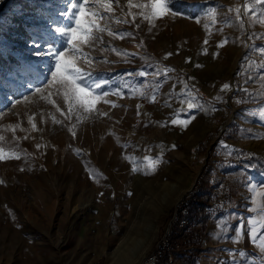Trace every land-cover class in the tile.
Masks as SVG:
<instances>
[{"label":"rangeland","instance_id":"1","mask_svg":"<svg viewBox=\"0 0 264 264\" xmlns=\"http://www.w3.org/2000/svg\"><path fill=\"white\" fill-rule=\"evenodd\" d=\"M82 3L88 26L96 25L91 36L98 39L69 45L56 32L68 23L62 12L74 8L69 0H0V148L6 157L0 160V264H106V254L96 253L104 236L110 252L124 246L127 258L149 246L145 257L163 240H169L173 254L168 230L210 161L211 170L220 171L212 181L229 192L213 198L206 226L188 243L198 249V264H264V236L252 239L264 231V170L227 176L229 165H222L231 156L214 158L230 127V148L259 154L264 162V55L258 51L264 46V15H244L246 8L261 13L264 3L175 0L151 31L142 15L148 9L140 7L147 0H131V6L129 0ZM109 31L133 32L135 38L120 39ZM225 38L228 43L218 48ZM50 45L93 79L113 81L100 92L119 89L123 95L93 92L90 109L70 106L64 88L50 73L45 77L53 61L35 54ZM247 64L246 77L239 78V90L248 88L242 105L236 103L235 76ZM250 68L255 75H249ZM142 69L148 74L138 75ZM225 84L230 87L222 91ZM206 104L222 109L206 113ZM209 134L208 144L196 152ZM173 165L186 169L187 193L160 208L152 240L142 230L129 231L139 224L140 205L153 201L150 180ZM164 191L160 187L157 197ZM80 239L87 245L72 251ZM89 240L97 241L95 248ZM75 253L85 254L73 263Z\"/></svg>","mask_w":264,"mask_h":264},{"label":"snow or ice","instance_id":"2","mask_svg":"<svg viewBox=\"0 0 264 264\" xmlns=\"http://www.w3.org/2000/svg\"><path fill=\"white\" fill-rule=\"evenodd\" d=\"M69 2L74 4L73 9H65L62 12V16L65 20L68 21L67 24L64 25L63 29L60 27L56 28V32L60 33V38L63 40V43H67L71 45L73 41L77 43H91L94 39H98V37H92L91 32L92 28L96 27L95 23H92L91 26L89 25L88 18L85 14L84 4L82 0H69ZM118 3V0H117ZM175 0H147V3L141 5V8H146L148 11L142 12L143 18L148 20L150 27L149 31L152 30V27L155 26V20L162 19L167 13L171 12L170 5L174 4ZM256 4L264 3V0H255ZM129 4L131 6V0H129ZM111 10L109 6V11ZM231 11V9L229 10ZM237 18L240 20L241 27H243V18L240 16V10L237 9ZM150 13V16H149ZM251 13L253 16L257 15H264V11L257 14L254 9L246 8L244 11V15L247 16ZM173 16L176 13H171ZM93 15L99 16L98 13H94ZM102 18V17H100ZM136 17L133 16L131 23H135ZM72 22L75 23L76 27H72ZM117 23H130L128 20L121 21L119 18L116 19ZM197 23H200L199 19H196ZM137 28L140 27L139 24L135 25ZM100 31H104L103 28ZM222 31V30H221ZM78 33L80 35L78 36ZM110 36H116L120 39H124L128 36H132L135 38V34L133 32H117L113 33L111 31L108 32ZM143 44V41L140 42ZM207 43V40H205ZM226 43H228L227 38L220 42L217 47H223ZM73 51H78L77 49H73ZM258 51L264 55V46H261ZM37 56L50 58L53 63L49 65L48 71L45 73V77L47 79L48 73L51 74V77L57 81L65 90V96L70 101V106H75L77 109H90L92 106V93L95 92L97 95L108 96L110 93L122 96L123 93L119 89H110L108 91L100 92V89H103L105 84L112 83L113 81L108 80H95L93 79V73L86 72L81 70L78 67H75L71 60L65 59V53L61 51L60 47L50 45L47 52H36ZM81 56H85L84 53H80ZM127 55V53H125ZM171 55V53H168ZM218 55V53H216ZM86 60L89 59L85 57ZM167 58V56L165 57ZM200 67V65H197ZM264 67V65H261ZM54 69V70H53ZM167 71H171V69H165V73ZM147 71L142 69L139 71L138 75L145 76L147 75ZM228 84L222 86V91L224 89L229 88ZM39 91V89H36ZM109 103H111L109 101ZM113 107L118 105L112 104ZM140 107L139 105L137 106ZM191 107V105H190ZM2 111V110H0ZM139 115V112L137 113ZM106 115V114H105ZM175 123V121H172ZM2 139V137H0ZM39 147V145L37 146ZM175 147V145H173ZM79 154V152L77 153ZM15 158H19L16 156ZM6 159L5 155H3V149L0 148V160ZM23 170V169H21ZM139 169L134 165L132 168L133 172L138 171ZM155 170L154 168L152 169ZM145 174H150L149 172H145ZM260 236H264V231H262L258 236H253L252 239L255 241L259 239ZM264 251V249H262Z\"/></svg>","mask_w":264,"mask_h":264},{"label":"trees","instance_id":"3","mask_svg":"<svg viewBox=\"0 0 264 264\" xmlns=\"http://www.w3.org/2000/svg\"><path fill=\"white\" fill-rule=\"evenodd\" d=\"M249 67H251L249 64L246 65L244 70L240 75L235 76V85L237 87V93L236 95V103L238 104H244L245 100L243 99V95L248 91V88H244V90H239L240 87V81L239 78L246 77L245 73L248 71ZM256 69L250 68L249 75H255ZM245 81V80H244ZM221 97V93H217L215 99L219 100ZM225 102V100L223 99ZM204 108L206 109V113L215 112V109H222L219 105H211L206 104L204 105ZM229 129L228 127L222 137L219 139V143L217 144L214 152V158H217L220 153L225 155H230L229 161L223 162L222 166L229 165L226 168L227 176H233L239 173H242V171H254L255 174H260L264 170V162H262V158L259 156V154H255L249 151H246L244 149H240L236 146H232L230 148L228 144V138L229 136ZM209 139H211V134H209L196 148V152H198L200 149H202L205 145L208 144ZM230 167V168H229ZM233 171L229 174V171ZM224 171V170H223ZM217 173H220L217 172ZM216 172L211 170V161L209 162L207 168L205 169L203 173L202 180L200 182V185L198 188H196L189 198L185 199L179 208L178 211V219L177 221L172 223L171 231L169 235V239L172 240L174 248V257L176 259V262L178 264H198L197 259V251L198 249L192 247V244H188L193 241V237L196 238L203 228L206 226V223L210 217V213L208 212V209L211 207V203L213 201V198L216 197L218 200H220L222 195H228L227 190H225L223 187L218 186V183L215 181H212L217 177ZM223 173V172H222ZM225 173V172H224ZM223 173V174H224ZM225 173V175H226ZM242 177V176H241ZM240 179V178H239ZM242 179V178H241ZM217 183V184H216ZM210 185H213V190L216 189V193L214 194L210 190ZM220 190V192H218ZM186 210L188 213L183 214L182 210ZM187 245L190 246V250L188 253L184 252V248ZM160 264H171L169 254L165 253L164 257L161 260Z\"/></svg>","mask_w":264,"mask_h":264},{"label":"bare ground","instance_id":"4","mask_svg":"<svg viewBox=\"0 0 264 264\" xmlns=\"http://www.w3.org/2000/svg\"><path fill=\"white\" fill-rule=\"evenodd\" d=\"M137 103V102H136ZM137 105V104H136ZM141 105V104H140ZM138 108V107H137ZM148 108V107H147ZM141 110L146 112L147 113V109L145 106H141ZM140 112V111H139ZM150 116V115H149ZM145 117V116H144ZM198 118V117H197ZM194 124V122H192ZM196 127L199 126V124H195ZM201 126V125H200ZM125 127V126H124ZM193 127V125H192ZM191 128V127H190ZM188 128V131H190ZM197 129V128H196ZM180 132V131H179ZM130 133V132H128ZM188 135V134H187ZM195 135V134H194ZM202 133H199L197 135V137L194 139L195 141L198 140L200 137H201ZM134 136V135H132ZM179 136V135H178ZM184 135H182V138H183ZM123 137V136H122ZM131 137V136H130ZM177 137V136H176ZM187 137V136H186ZM122 139V138H121ZM126 139V138H125ZM128 139V138H127ZM191 139V138H190ZM187 141H190V140H187ZM133 142V141H132ZM166 143V142H165ZM180 143V142H179ZM125 144V142H124ZM188 145V144H187ZM132 147V146H131ZM129 148V147H128ZM142 148V147H140ZM125 149H126V146H125ZM139 149V148H138ZM127 150V149H126ZM129 150V149H128ZM127 150V151H128ZM134 150V149H132ZM175 152L177 150H174ZM130 152V151H129ZM127 152V153H129ZM133 152V151H132ZM173 152V151H172ZM179 152V150H178ZM131 153V152H130ZM185 153V152H184ZM133 154V153H132ZM137 155V154H136ZM173 156V155H172ZM186 156V155H185ZM130 158V156H129ZM138 158V157H137ZM132 160V159H130ZM186 162V161H185ZM129 163V161H128ZM178 164V163H177ZM183 165V164H182ZM186 165V164H185ZM184 166V165H183ZM170 169L166 172H164L162 175H158L156 178H153L152 180H150V183H149V187L150 189L152 190V198H153V201L146 206H141L143 204L140 205V209H142V213H141V216L139 217V224L137 222L136 225H132L130 228H129V231L130 230H136V231H139V230H142L145 232V235L148 236L149 238H151V240L153 239V237L155 236L156 234V230H157V224L154 222V218L156 217V215L159 213V210L161 207H164V206H167L169 204L170 201H173V199H178L180 200L186 193H187V188L186 186H184L186 184V180H187V171L186 169H183L181 166H169ZM165 168V167H164ZM168 169V168H167ZM130 180V179H129ZM187 185V184H186ZM125 186V185H124ZM137 186V185H136ZM135 186V187H136ZM134 187V188H135ZM160 187H166L167 188V191H164L162 193V195H160L159 197H157L158 195V190L160 189ZM133 188V189H134ZM142 189V188H141ZM128 190H130L128 188ZM126 190V191H128ZM138 189L134 190V191H137ZM133 191V192H134ZM146 191V190H145ZM139 192V190H138ZM149 192V191H148ZM128 193V192H127ZM130 194V193H129ZM133 194V193H132ZM134 196V194H133ZM136 196V194H135ZM138 196V195H137ZM140 196V195H139ZM142 199V197H140ZM147 198H150V197H147ZM131 201H132V198H130ZM143 199H145L143 197ZM137 200V199H136ZM135 200V201H136ZM133 200V202H135ZM138 201V200H137ZM143 201V200H142ZM148 201V200H147ZM161 202V205L159 206L158 205V202ZM145 202V201H144ZM149 203V202H147ZM102 233V232H101ZM106 233V232H105ZM122 233V231H121ZM91 238V237H90ZM93 238V237H92ZM83 239V238H82ZM89 239V237H88ZM68 240V239H66ZM64 240V241H66ZM76 240V239H75ZM91 242V244H88V245H92L91 246V249L94 247V244L97 242L93 241V240H89ZM88 241V242H89ZM122 241V240H121ZM85 242V241H84ZM74 243V242H73ZM64 244H68L66 242H64ZM99 244L100 246H98V250L96 251L97 254L99 253H103V254H106L107 256V263L106 264H140L143 259H144V254L146 252V250L148 249L145 248L141 251H139L138 253L134 254L131 258H127L126 256L128 255V250L127 249H124L122 247L121 250H114L115 252H110L108 247H109V244H110V240L108 239V237H102L101 240H99ZM124 244V243H123ZM73 245V244H72ZM70 245V246H72ZM81 245H87V241L85 242V244L83 243V240L81 241L80 240H77L76 241V248L72 251L74 252H77V247L78 246H81ZM148 245V244H147ZM150 245V244H149ZM119 246V245H118ZM146 246V245H145ZM88 247V246H87ZM90 247V246H89ZM83 248V246H82ZM95 248V247H94ZM96 248V249H97ZM117 248V249H119ZM41 249V248H40ZM43 249V247H42ZM47 249V248H46ZM63 251V250H62ZM67 251V250H66ZM92 251V250H91ZM70 252V251H69ZM68 254V253H66ZM85 253H83L84 255ZM102 254V255H103ZM62 255V254H61ZM82 253H75L74 255V258L71 260L74 262H76L77 260H79L80 257H83ZM73 256V255H72ZM71 256V257H72ZM129 256V255H128ZM65 257V256H64ZM69 257V256H67ZM63 258V256H62ZM48 259V258H47ZM52 259V258H50ZM66 259V258H65ZM49 260V259H48ZM47 261V260H45ZM49 262V261H47ZM37 264H46L45 262L42 261H38Z\"/></svg>","mask_w":264,"mask_h":264},{"label":"built area","instance_id":"5","mask_svg":"<svg viewBox=\"0 0 264 264\" xmlns=\"http://www.w3.org/2000/svg\"><path fill=\"white\" fill-rule=\"evenodd\" d=\"M183 214H187L188 212L184 209L182 210ZM178 219V217L176 216L175 221ZM169 235H170V229L168 230L167 233V239H169ZM172 246L169 242V240H166L164 242H159V245L156 246L153 250H151L143 259V261L140 264H160L162 258L164 257L165 253L169 254V258H170V262L174 263V257L172 254Z\"/></svg>","mask_w":264,"mask_h":264}]
</instances>
